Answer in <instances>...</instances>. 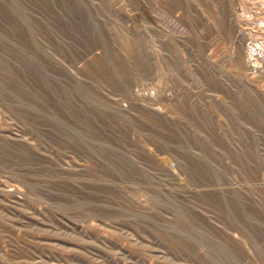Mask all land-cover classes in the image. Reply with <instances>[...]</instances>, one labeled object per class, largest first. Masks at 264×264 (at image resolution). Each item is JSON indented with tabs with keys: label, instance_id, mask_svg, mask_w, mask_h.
<instances>
[{
	"label": "rangeland",
	"instance_id": "rangeland-1",
	"mask_svg": "<svg viewBox=\"0 0 264 264\" xmlns=\"http://www.w3.org/2000/svg\"><path fill=\"white\" fill-rule=\"evenodd\" d=\"M67 1L56 0L58 4ZM70 1L75 2L77 9L66 8L62 12L67 30H74L75 23L84 17L100 40L104 34L107 36L87 57L93 63L88 72L110 69L111 87L103 82L95 84L91 75L82 70L84 62L73 61L74 53L82 48L79 38L64 35L52 26L55 42L48 41L30 20L26 23L35 48L9 35L7 11L15 18H25L30 13V6L21 0H0V57L15 65H22L20 57H25L42 76L71 94L80 84L92 87L93 92L80 91L74 99L83 102L97 98L87 114L97 115L100 123L112 121L113 114L119 112L122 117L116 122L130 136L115 143L87 137L74 118L68 117L65 127L81 132V142L60 148L46 137L50 132L59 136V132L25 120L13 110L10 99L0 94V142L17 149L20 156L15 162L0 166V264H264V221L249 218V225L226 216L227 228L219 221L222 214L216 216L214 205L204 197V192H214L264 214V130L243 121L241 111L233 106L243 99L249 112L264 123V0ZM33 4L39 10L36 18L45 20L46 15L40 11L42 1L34 0ZM130 42L135 46L132 55L124 46ZM11 46L17 53L8 51ZM61 46L69 53L60 50ZM257 58L259 64L254 66ZM26 81L33 85L30 76H26ZM215 82L232 92H220ZM0 92L16 91L0 79ZM185 109L201 113L199 121L213 123L225 140L237 136L234 129L257 139L251 150L255 149L260 159V182L253 184L235 170L219 147L210 145L202 131L188 124L182 115ZM36 110L44 112L41 108ZM154 114L159 120H154ZM163 124L179 125L197 138L195 149L190 148L196 158L204 159L202 148H215L210 151L216 161L208 164L214 168L213 179L219 184L196 187L195 176L182 173L168 147L152 135L155 130L164 133ZM105 129L103 132L109 133ZM123 141L131 142L145 159L133 157ZM183 145L186 147L178 143L179 147ZM96 147L126 153L141 169L142 176L109 180L99 173L87 154ZM229 147L243 149L232 142ZM34 150L41 159L32 158ZM103 150L97 153L98 160L107 167L118 168ZM159 172L164 176H159ZM68 182L84 186L86 191L76 193L60 187ZM30 184L36 189H30ZM260 192L263 200L257 199ZM195 195L202 198L201 203L190 199ZM91 196L97 199L95 204L101 210L98 214L80 206L79 200ZM63 197L72 203L66 206L61 201ZM183 203L211 224L213 233L186 226L179 240H170L167 235L176 229L167 221L184 219ZM112 211L118 215L112 216ZM254 231L260 235L255 236ZM190 243L194 246L190 247Z\"/></svg>",
	"mask_w": 264,
	"mask_h": 264
},
{
	"label": "bare ground",
	"instance_id": "bare-ground-1",
	"mask_svg": "<svg viewBox=\"0 0 264 264\" xmlns=\"http://www.w3.org/2000/svg\"><path fill=\"white\" fill-rule=\"evenodd\" d=\"M21 1L24 2L25 4H28L31 8L29 10L30 13L28 12L24 15L25 18H22V17L15 18L12 16V14L9 11H7V16L3 14L7 18L6 32L9 33V35H12L17 41H19L20 43L24 44L27 47L35 48L32 45L33 39H31L32 35L30 34V30L28 28L26 20H30L32 23H34L35 24L34 26H37L39 28L38 30L42 31L45 38L51 42H55L54 41V34L51 30L52 29L51 27L53 26V27H55V29L62 31L64 35H67L69 37H76L77 39L79 38L83 42L84 45L83 44L81 45L82 48L80 50H78V52L74 53L76 58L73 61H75V62L83 61L84 62V65L82 66L83 71L88 72L89 70L93 69V67H92L93 63L90 62L87 59V57L89 55L93 54L96 51V49L99 48L100 45L104 43V41H106L107 36L104 34L102 37L103 41L100 40L94 34V30L91 27L88 20H86L84 17L80 18L75 23V29L74 30H67L65 28L64 20L62 18V12L66 8L71 9V10H76L77 7L74 4L75 2L73 3L72 1L69 0L65 4H62V2H61V4L60 3L58 4L56 2V0H41L43 3V9H41L40 11H43V14L46 15L45 20L41 21V20L37 19L35 16V15H39V10L33 8V5H34L33 1L34 0H21ZM38 2H40V1H38ZM78 11H79V9H78ZM65 13H67V11ZM4 19H5V17H4ZM4 28H5V26H4ZM129 37H131V36H129ZM124 38H125V36H124ZM5 44H6V42H5ZM123 45H124V43H123ZM63 46L59 47L60 50H62L64 52L65 51L68 52V50ZM124 46L127 49L126 50L127 53H129L131 55L135 53L134 52L135 46H133V44L131 42L124 45ZM8 51L10 53H17V50L15 48H13V46L8 47ZM19 52H20V50H19ZM133 57H134V55H133ZM20 59H21L22 65H15L10 60H8L4 57H0V79L3 81V83L10 85L16 91V92H0V94L3 97H7L10 99L11 102H9V103H11L13 110H16L15 112H17V114H19L22 118H25V120L35 121L37 123L36 125L41 124L43 126L48 127L50 131L53 130L55 132H59V136L55 135L56 137L51 135L52 132H50L49 134L46 135V137L49 138L52 142H54L58 147L65 148L71 142L75 145H80V142H81L80 141V135L81 134H79V133H81V132L78 133V132H76V130H74V127L72 129L69 127H65V125H64V120L70 119L68 117L74 118V120L77 122L76 126L78 127V129H80L82 132H84L87 135V137H91V138H95V139H106L107 141L112 142V143L118 142V141H120V139H123V140L128 139V137L130 135L127 132V130L120 128L116 122L117 118L122 117L119 112H115L113 114L112 121H106V123L105 122L100 123L98 120H97L98 122L96 121V118L98 117L97 115L87 114V112L89 110L88 108L92 107V105H94L97 102L96 101L97 98H93L92 100L87 99L83 102H80V101H77L74 99V95L80 91L93 92L94 89L92 87H90L88 85L86 86L84 84H82V85L80 84V85H78L77 89L75 90L76 92H74V94H71V93L67 92V90H65L64 87H62V85H60L59 83H57L55 81H51V80L45 78L44 76H42L38 67H36V65L34 63H31L29 60H27L23 56H21ZM258 61L259 60L257 58V63H254L255 65L254 64L253 65L256 66L257 64H259ZM58 71H60V70H58ZM88 73L91 75L92 80L95 84L103 82L107 86H110L111 79H112V72L110 69L103 70L102 72L97 71V70L96 71L93 70V72L90 71ZM26 76H30L32 78L33 85H30L26 81ZM215 84L217 85L216 87L219 88L220 92H223V93L232 92L227 87H225L224 85H221L219 82H215ZM90 96H91V94H90ZM244 96H246V95H244ZM239 98H240V96H239ZM6 100H8V99H6ZM240 100H241V98H240ZM242 101H243V99H242ZM242 101H236L233 103V106L236 108V110L238 109L241 111L240 115H241L242 120L245 121L246 123L252 124L253 127H255L256 129H259L260 131L264 130V123L257 118L258 116L256 117L254 114L249 112L250 110L247 109L246 103L244 104ZM244 101H245V99H244ZM190 107H192V106H190ZM37 108H41L44 112L39 113L36 110ZM90 111H91V109H90ZM182 115L185 117L186 121H188V124H193L195 126V128L199 129L200 131H202L204 133V138L207 141H209L210 145L212 143L213 145H215V147L216 146H217V148L219 147L220 151L222 152V155L223 154L226 155L231 160L232 164L235 167V170L241 172L245 177H248L250 179V182L253 184H257L260 182V180H259V171H260L259 160L260 159H258V154L255 151V149L251 150V146L254 147L258 143L257 139H255L254 137L252 138V136H250V135L249 136L245 135L242 131L240 132V129H234L233 130L234 132L233 131L232 132H233V134L237 133V136L236 137L235 136L229 137L228 140L227 139L225 140L224 137L221 136V134L217 133L216 126L213 123L203 124V123H201V121H199L201 113H199L198 111L185 109L182 112ZM154 120L155 121L159 120L157 114H154ZM105 127H106V129L108 128L109 133L103 132V129ZM163 127L165 128L164 133L158 132L157 130H155L152 135L156 139H159L165 145V147H168V149L170 150L172 155L178 161V167H180V169L182 170V173L194 175L195 178L193 181H194V185L196 187H202V188L203 187H212V186H216L217 184H219L218 182L215 181L217 179H215V180L213 179V178H215V177H213L214 176V168L210 164H208V162L210 163V161H216V158L212 155V152L215 148L214 149L212 148L213 150L210 149L212 152L207 147L202 148L201 151L204 155V159H202L199 154L198 155L200 156V158H198V156L196 158L197 154L195 153L196 155L193 156L194 153L190 152V148L194 147L193 149H195V146L197 145V138H194L189 131L183 129L179 125L175 126L172 124V126L171 125L169 126V125L163 124ZM195 131H197V130H195ZM224 136H226V135H224ZM231 142L233 144L236 143L238 146H241L243 149H240V150H238L237 148L232 149L233 148L232 144H231L232 148H230L229 144ZM178 143H184L186 145V147L184 145H183L184 146L183 148L179 147ZM202 143H203V141H202ZM207 143L204 142L203 144H207ZM125 144L132 151L133 157H135L138 160L145 159V156L140 152L139 149L134 148V146L131 142L127 141ZM210 145H206V146L210 147ZM115 146H117V145H115ZM16 147H18L17 144H16ZM198 147H199V149L201 148L200 145ZM103 148L99 149L98 147H96V148H94V150L92 149L90 151H87L89 158L92 161H94V163L96 164V168L99 171V173H101L102 175L107 177L109 180L114 179L115 177L128 178V177H140V176H142L143 172L141 171V169L138 168L134 164V161L131 160V158L128 155H125L126 153L123 155V154L116 153L113 150H105L106 148L103 150ZM102 150L104 151L105 155L108 156L112 160V163L118 166V168L115 169V168L110 167V166L107 167L105 164H103L102 162H100L98 160L97 153L102 152ZM160 153H164V152L162 151ZM260 156H261V154H260ZM19 158H20V156H19V152L17 149L12 148L11 145H9L6 142H0V166H3L4 164H7L10 161L15 162ZM32 158L34 160H38V159H41V155L40 156L37 155V152L34 150V151H32ZM24 164H26V163H24ZM34 174H35V172H34ZM159 174H160L159 176H164L163 172H159ZM242 174H241V176H243ZM221 175H222V173H221ZM40 177L42 179V176H40ZM44 177H46V175H44ZM60 177H62V176H60ZM160 180H161V178H160ZM46 181H44V182L46 183ZM48 181L50 182L49 178H48ZM262 182H263V180H262ZM60 185H61L60 187H62V188L64 187L65 190L70 191V192H76V191L77 192L78 191L83 192L86 188V187L80 186L78 184H77L78 186H74V185H71L70 183L69 184H60ZM28 187L30 189H33V190L36 189V187L34 185H31V184L28 185ZM93 190L94 189H91V191H93ZM45 192H47V190ZM62 192H63V190H62ZM262 192L259 193V196L257 195V199L263 200ZM75 195L79 196L78 194H75ZM83 195L85 196V194H83ZM204 197L207 198L208 200H210V203L212 204V206L214 205L213 211H214L215 215L217 214L216 216H218V214L219 215L222 214V216L220 215V217L219 216L218 217H219V221L224 222L223 223L224 225H226L225 224L226 221L224 220V218L226 216H231L232 218L236 217L242 223H246V224L248 223L249 225H251V223H252L249 220V218H254L256 220L264 221V214L263 213L259 212L256 209H253L251 207H248V206L240 203V201H237L234 199L227 201L223 198V196L221 197V196L215 194L214 192L213 193L212 192H204ZM80 198H81V196H80ZM95 199H96L95 196H91L89 198L86 197V200H81V201L79 200L80 206L83 208H86L87 210H89L93 213L98 214V211L100 212L101 210L95 204L96 203ZM190 199H192L193 202H194V200L197 202H199V200L200 201L202 200V198L200 196H196V195L191 196ZM152 200L154 201L155 199L153 198ZM192 200H190V201H192ZM61 201L66 206H68L72 203V200L68 197H63ZM199 203H201V202H199ZM184 205L185 204L183 203V207H184L183 211L185 213L184 214L185 216H184V219L182 218L183 220L181 222L173 221L174 218L172 220L170 219L169 221H167L172 225V227H174V229H176L174 234L167 235L170 238V240L176 241L178 238L180 239V237H178V236H182V233H184L183 230L186 226L202 227V228L208 229L210 232L213 233L214 228L212 229L211 224H209L202 216H200L198 213L194 212L190 208L191 203L189 205L190 207H188L186 205H185L186 206L185 207ZM210 209L212 210L213 208H210ZM107 213H109V212H107ZM104 214H106V213H104ZM110 214H112V216H117L118 212L112 211V212H110ZM107 217H108V215H107ZM178 217H179V215H178ZM139 218H141V217H139ZM249 221H250V223H249ZM255 222H257V221H255ZM246 224H244V225L242 224V225L245 226ZM256 225H262V224H256ZM227 228H228V226H227ZM253 234L255 236H259L260 232L254 231ZM253 238H254V236H253ZM181 239H182V237H181ZM189 246L193 247L194 244L190 243ZM237 257H239V256H237Z\"/></svg>",
	"mask_w": 264,
	"mask_h": 264
}]
</instances>
